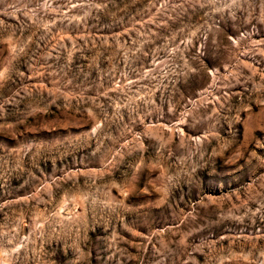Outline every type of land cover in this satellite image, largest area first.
<instances>
[{"label":"rangeland","instance_id":"obj_1","mask_svg":"<svg viewBox=\"0 0 264 264\" xmlns=\"http://www.w3.org/2000/svg\"><path fill=\"white\" fill-rule=\"evenodd\" d=\"M0 264H264V0H0Z\"/></svg>","mask_w":264,"mask_h":264}]
</instances>
